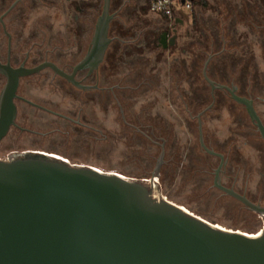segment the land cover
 <instances>
[{"label":"rangeland","instance_id":"obj_1","mask_svg":"<svg viewBox=\"0 0 264 264\" xmlns=\"http://www.w3.org/2000/svg\"><path fill=\"white\" fill-rule=\"evenodd\" d=\"M152 1L111 0L110 12L115 14L109 37L115 38L105 54L100 86L111 88L121 82L122 88L114 92L129 123L113 93L105 90L104 112L87 105L81 117H77V109L68 113L72 108L68 101L96 100L97 93L66 85L57 108L81 123L55 120L30 125L21 117V124L32 129L11 130L0 142V158L28 150L45 151L73 162L145 177L151 173L142 171L141 165L154 169L162 140L151 128L140 130L152 140L133 126H153L157 136L166 140V162L158 178L163 194L212 222L257 233L264 219L213 187L209 172L218 159L200 146L197 116L214 100L204 77L205 64L209 55L224 47L210 59L208 76L235 85L241 95L251 97L264 121V0H193L191 10L183 4L178 7L182 23L177 24L151 13ZM103 4L104 0H23L24 22L31 29L25 30L26 49H37L38 43L43 52L55 47V58L71 68L81 58L78 51L87 45L77 28L94 27ZM170 23L176 24L177 43L164 49L159 40L165 31L174 34ZM34 27L39 37H32ZM120 40L125 42L118 43Z\"/></svg>","mask_w":264,"mask_h":264},{"label":"water","instance_id":"obj_2","mask_svg":"<svg viewBox=\"0 0 264 264\" xmlns=\"http://www.w3.org/2000/svg\"><path fill=\"white\" fill-rule=\"evenodd\" d=\"M110 11L111 0H104L91 46L72 73L52 62L12 68L0 61V72L8 77L0 96V141L16 125L14 99L20 76L50 66L85 87L75 75L103 61L115 14ZM176 38L168 39L164 32L160 44L167 47L169 40L174 45ZM210 58L203 70L205 79L212 89L228 90L232 98L227 91L214 92L213 103L202 115L201 144L209 153L218 154L206 147L204 137L209 147L227 154L233 174L244 173L249 188L259 189L262 202L264 123L251 99L208 76ZM119 84L103 88L116 99L114 90L122 88ZM133 127L151 128L158 139H164L153 126ZM162 157L154 170L140 164L142 171L152 172L149 178L45 151L0 158V264H264V226L257 233L229 228L170 200L158 181ZM218 172L216 186L264 219V205L220 184Z\"/></svg>","mask_w":264,"mask_h":264},{"label":"flooded vegetation","instance_id":"obj_3","mask_svg":"<svg viewBox=\"0 0 264 264\" xmlns=\"http://www.w3.org/2000/svg\"><path fill=\"white\" fill-rule=\"evenodd\" d=\"M8 2H9L8 0H1V3H0V61L3 64H9L12 68H20V67L33 68V67H36V66H38L42 63H45V62H52V63L56 64L58 67H60L61 69H63L64 71H66L67 73H72L74 67L86 56V54H87V52L91 46L92 39H93V36L95 33L96 24L94 27L92 25L91 26H86V25L85 26H81V25L78 26L77 29L79 30L78 34L80 35V39L83 40L85 38L87 41V45L84 48L82 47L81 51H78L81 54V58L71 68H67L64 65H62V63L59 60H57V58H55V56H54V52L56 50L55 47H54L55 49L53 48V49L46 50L45 52H43L42 49L40 48V43H38L37 49H33V48H27L26 49L27 44L25 43V30L27 28H29V30H31V29H30V26L28 25V22H24V17H25L26 11H25V9H23V7H21L23 0H10V2L9 3ZM149 8H150L151 13L159 15L161 17H164V15L162 13L152 11L151 5ZM97 21H98V19H97ZM175 22H176V24L182 23V19L178 18ZM176 24L170 23L169 26L174 30L173 35L177 36V33H176L177 29H174L175 28L174 26H176ZM36 28L37 27L32 28L33 30L36 31V33H34L32 35V37H39L40 36L39 31H37ZM110 29H111V24H110ZM110 29H109V35H110ZM162 34H161L160 40L162 38ZM173 35L170 36V34L168 33V39L170 37H172ZM109 38L111 39L110 43H109V46H110L112 44V42L114 41L115 37L110 36ZM129 38H133L132 35ZM177 38H178V36H177ZM177 38H176V42L174 45H170L169 40H167V47L168 46H175L177 43ZM81 40H79L78 43ZM160 40H159V43H160ZM120 41L121 42L118 41V43H122L123 41L125 42V40H120ZM34 44H36V43H34ZM161 45L163 46V44H161ZM109 46L107 48V51L109 49ZM167 47L163 46L164 49H166ZM77 48H79V45ZM71 52L72 51L70 50V52H67V53L69 54ZM209 56H211V55H209ZM212 57L213 56H211V58ZM104 59H105V57H104ZM104 59L98 65V67L93 69V70H90V68H85V69L77 71V73L75 75V80L85 87L77 86L73 82L69 81L67 78L56 73L50 66H46V67L42 68L41 70H39L38 72H34L32 74H28L25 76H20L19 85H18V88L16 91L17 96L14 99L15 104H16V108H17L16 125H13L10 128L9 133L11 132V130L24 131V130H27L28 128L32 129L31 126L24 125L23 123L21 124V122L19 121V119L21 117L23 118V121H27L30 125H33L35 123H37V124H39V123L48 124L51 121H55V120L81 123L79 118L76 119L75 117H72L69 114H65L63 111H61V110H59V108H57V103L61 101V96L63 93L61 91H63V88H65L66 85H69L72 88H77L80 91H86V92H90V91L95 92L96 91V93H97L96 100H94L95 98L93 97L90 101H88V99L87 100L86 99L85 100H83V99H71L70 101H68V104H70V107H72V108L68 109L69 111L67 110L68 113H72L75 109H77V117H81V115L84 114L83 111L85 110V106H87V105L90 109L96 108V110L98 109L97 111L101 110V112H104L103 111L104 110V88L100 86V84L104 80V70L102 67ZM7 81H8V77L5 74L0 72V96L2 94L4 87L7 84ZM215 82H217V81H215ZM217 83H219V82H217ZM220 84H223V83H220ZM225 85H227V84H225ZM228 86L236 87L235 85H228ZM57 88H59V89H57ZM211 89H212V87H211ZM216 90L227 91L229 93V95L231 96L230 92L226 89H212V93L214 94V92ZM57 92H59L61 94H57ZM236 92L238 95H240L242 97H247V98L252 100V98L249 96L241 95L238 92L237 87H236ZM62 98H63V96H62ZM231 98H232V96H231ZM74 100H76V101H74ZM252 101L254 103V100H252ZM91 103H93V104H91ZM210 105H208V106H210ZM254 106H255V103H254ZM73 107H74V109H73ZM88 107H87V109H88ZM207 107H205V109L202 110L198 114L197 118H198V124H199V142H200V146H201L202 150L205 153H207L208 155L216 157L218 159V164L216 165V167L213 168L212 172H209V173L213 174V183H212L213 187L220 190L222 192V194L230 196V197L238 200L237 198L233 197L232 195L226 193L224 190H222L221 188L216 186L217 170L219 169L218 182L220 184H222L223 186H225L227 188H231V189L235 190L236 192H238L242 195L247 196L249 199H251L252 201H254L256 203L264 205V201L261 202V198L258 197L259 189L254 188V187L252 189L249 188V180H248L247 176L242 172L239 174H233L234 169H232V165H230L231 164L230 158L228 157L227 154H225L224 152L222 153L220 151H217V150L209 147L206 144L204 137H203V140H204L206 147H208L209 149L213 150L214 152L220 154L221 156L218 154L209 153L202 146V144H201V134L203 136L202 115L206 112V110H208ZM255 108H256V106H255ZM119 109L123 114L124 113L123 106L119 105ZM262 121H263V119H262ZM263 123H264V121H263ZM136 128H137V131H139L140 133H142L143 135L147 136L149 139L152 140L151 135L146 134L145 132L140 130L138 127H136ZM8 134H7V136H8ZM261 137H262V135H261ZM2 141H0V142H2ZM165 142H166V140L162 139V142L160 143L161 151H160V154L158 157V161L161 158V155L163 154L162 163L160 166V174H161V167L165 163V154H166ZM237 150L239 151L240 149L237 148ZM158 161H157V163H158ZM157 163H156V165H157ZM156 165H155V167H156ZM155 167H154V169H155ZM262 174L264 175V172ZM263 190H264V187H263ZM239 202H241V201H239ZM244 206L246 208H248L246 205H244Z\"/></svg>","mask_w":264,"mask_h":264},{"label":"built area","instance_id":"obj_4","mask_svg":"<svg viewBox=\"0 0 264 264\" xmlns=\"http://www.w3.org/2000/svg\"><path fill=\"white\" fill-rule=\"evenodd\" d=\"M153 0L151 3V10L154 12L162 13L164 16L169 18L171 21H176L180 18L177 14L181 9L178 7L183 4L186 10H191L192 2L191 0Z\"/></svg>","mask_w":264,"mask_h":264},{"label":"trees","instance_id":"obj_5","mask_svg":"<svg viewBox=\"0 0 264 264\" xmlns=\"http://www.w3.org/2000/svg\"><path fill=\"white\" fill-rule=\"evenodd\" d=\"M191 1H193V0H191ZM200 1H202V2H204V0H200ZM205 3V2H204ZM218 56H220V55H218ZM217 56V57H218ZM142 177V176H141ZM150 177V175L149 176H145V178H149Z\"/></svg>","mask_w":264,"mask_h":264}]
</instances>
